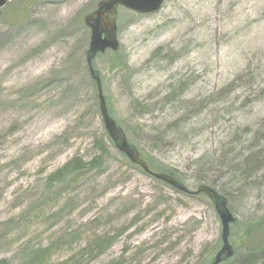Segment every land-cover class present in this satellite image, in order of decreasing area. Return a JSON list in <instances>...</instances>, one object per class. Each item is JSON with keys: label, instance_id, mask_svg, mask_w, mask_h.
I'll use <instances>...</instances> for the list:
<instances>
[{"label": "rangeland", "instance_id": "374dc122", "mask_svg": "<svg viewBox=\"0 0 264 264\" xmlns=\"http://www.w3.org/2000/svg\"><path fill=\"white\" fill-rule=\"evenodd\" d=\"M99 1L0 8V260L208 264L222 244L208 197L147 175L108 138L85 60L83 19ZM117 38L92 61L111 117L189 189L200 167L215 180L236 219L234 262L220 264H238L244 233L264 219V0H165L145 15L119 7ZM256 153L259 170L246 175ZM74 159L86 165L62 171Z\"/></svg>", "mask_w": 264, "mask_h": 264}, {"label": "water", "instance_id": "95a60500", "mask_svg": "<svg viewBox=\"0 0 264 264\" xmlns=\"http://www.w3.org/2000/svg\"><path fill=\"white\" fill-rule=\"evenodd\" d=\"M6 2L7 0H0V8ZM163 2L164 0H100L95 9L84 16V24L90 31L85 60L89 74L96 84L102 123L116 149L123 153L131 163L139 166L146 174L181 192L191 195L205 194L211 201L220 219L222 244L209 264H219L223 259L230 258L234 254L233 246L229 241V233L230 225L235 221V217L228 208L226 197L207 184H199L195 189H189L184 184L179 183L172 175L151 170L147 161L140 156L135 148L129 145L125 134L110 116L102 92L100 77L95 73L92 66V60L97 53H103L107 49L115 51L119 47L116 26L118 6L137 14H154L160 10Z\"/></svg>", "mask_w": 264, "mask_h": 264}, {"label": "trees", "instance_id": "16d2710c", "mask_svg": "<svg viewBox=\"0 0 264 264\" xmlns=\"http://www.w3.org/2000/svg\"><path fill=\"white\" fill-rule=\"evenodd\" d=\"M113 53L115 54L116 52H113ZM96 74H98L97 71H96ZM129 144L131 147L135 148L134 145H132L131 143H129ZM139 154L142 158H144L147 161L151 170L156 171V172H163V173L170 174L181 184H183L184 181L186 180V178L182 174V172L177 170L176 168H170V167L165 166L161 163H158L152 157H146V156L144 157L141 152H139ZM122 155H124V154H122ZM260 161L261 160L259 158V153H256L255 156H250L249 159L245 160V163L242 166L243 167L242 171L243 172L245 171L246 175L257 173V171L259 170ZM85 165L86 164L84 162L82 163L79 159H74L73 161L66 163L65 166L63 167L62 171H67L68 169L79 170L80 168L84 167ZM134 167L138 168V166H136V165H134ZM235 172H236V170L234 171V173ZM192 184L194 187H197L199 184H207L213 188H216L215 180L211 179L207 174H204L201 167L199 168L198 173L193 176ZM219 189L222 190V188H219ZM174 190L179 191L177 189H174ZM223 194H225L224 191H223ZM263 228H264V219L260 218L257 221L253 222L249 226V228L246 230L243 237H248V244L249 245L246 246L247 251L242 256V258L239 260L238 264L239 263L240 264H256V262H258L260 257H264V233L261 234L260 236L258 234H256L255 237H251L252 233L258 232V231L262 230ZM102 243H104V241L101 242V245L99 243L97 244V245H100L99 251L104 249V247L106 245V244L104 245ZM105 243L108 244L109 240L106 241ZM232 257L227 258V259H223L220 263H224V262L225 263H228V262L233 263L234 261H232ZM0 264H6V261L3 259L0 260Z\"/></svg>", "mask_w": 264, "mask_h": 264}, {"label": "flooded vegetation", "instance_id": "af4514ba", "mask_svg": "<svg viewBox=\"0 0 264 264\" xmlns=\"http://www.w3.org/2000/svg\"><path fill=\"white\" fill-rule=\"evenodd\" d=\"M121 7V6H118V8Z\"/></svg>", "mask_w": 264, "mask_h": 264}]
</instances>
